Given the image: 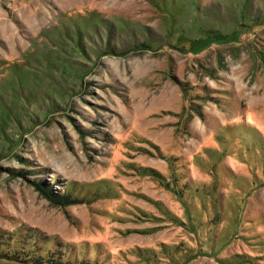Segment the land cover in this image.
<instances>
[{"label":"rangeland","instance_id":"1","mask_svg":"<svg viewBox=\"0 0 264 264\" xmlns=\"http://www.w3.org/2000/svg\"><path fill=\"white\" fill-rule=\"evenodd\" d=\"M49 260L264 264V0H0V264Z\"/></svg>","mask_w":264,"mask_h":264},{"label":"trees","instance_id":"2","mask_svg":"<svg viewBox=\"0 0 264 264\" xmlns=\"http://www.w3.org/2000/svg\"><path fill=\"white\" fill-rule=\"evenodd\" d=\"M46 194H47V197H48V199L49 198H51V199H53L54 197H51L52 195L50 194V192H46ZM58 197H60V199L61 200H58L59 198H57V201H56V203L58 204V205H61V206H65L66 205V203H69L70 201H69V199H67V195L65 196V195H59ZM71 203V202H70ZM69 203V204H70ZM42 257V256H41ZM16 258H18L17 256H15L14 258H12V259H16ZM44 258V257H43ZM59 262H55V263H53V262H51L50 260H49V262H48V264H58ZM44 264V263H43ZM46 264V263H45ZM59 264H68V263H59ZM80 264H82V263H80Z\"/></svg>","mask_w":264,"mask_h":264}]
</instances>
